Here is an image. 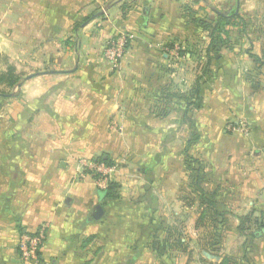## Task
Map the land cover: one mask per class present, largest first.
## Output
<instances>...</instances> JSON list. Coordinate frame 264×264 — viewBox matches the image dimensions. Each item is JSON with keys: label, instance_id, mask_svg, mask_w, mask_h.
Here are the masks:
<instances>
[{"label": "crops", "instance_id": "0c3cea01", "mask_svg": "<svg viewBox=\"0 0 264 264\" xmlns=\"http://www.w3.org/2000/svg\"><path fill=\"white\" fill-rule=\"evenodd\" d=\"M231 3L0 0V53L57 71L3 98L0 264H35L17 244L43 225L38 264H264V0H237L213 36ZM238 120L249 136L227 130ZM98 157L113 195L81 176ZM200 189L222 216L203 218Z\"/></svg>", "mask_w": 264, "mask_h": 264}, {"label": "built area", "instance_id": "2783aa9c", "mask_svg": "<svg viewBox=\"0 0 264 264\" xmlns=\"http://www.w3.org/2000/svg\"><path fill=\"white\" fill-rule=\"evenodd\" d=\"M133 38L134 35L132 33L118 34L104 49V57L106 60L117 66L121 58L125 55ZM227 130L238 132L245 136L251 134L250 126L246 120H238L237 122L228 123ZM81 165L83 168V173L81 174L82 177L91 176L100 188H106L108 186L111 173L114 170L112 166H108L103 162L95 161L94 159L82 160ZM46 236V226L44 225L34 233H23L17 244L21 260L26 263L38 264L40 261V252L44 246Z\"/></svg>", "mask_w": 264, "mask_h": 264}, {"label": "rangeland", "instance_id": "374dc122", "mask_svg": "<svg viewBox=\"0 0 264 264\" xmlns=\"http://www.w3.org/2000/svg\"><path fill=\"white\" fill-rule=\"evenodd\" d=\"M106 47V46H105ZM33 54L32 56H34ZM66 55V54H65ZM64 55V56H65ZM47 54H44L43 57L44 59H47ZM65 58V57H64ZM106 59V58H105ZM36 59L33 57L28 58L27 65H23L20 63V57L19 53H12L11 55L8 53H0V93L2 94H16L17 96L21 93V86H19V83L23 84L25 81L30 80L31 78L37 77V76H43V72L46 71H51L56 68H33L31 64L35 61ZM71 61V60H70ZM69 66H72V63H69ZM34 76L29 78V76ZM11 79H18L19 82L14 85L10 86L9 81ZM4 97L0 96V128L5 127V117L3 116V103L5 102L3 100ZM188 235L192 237H196L194 232L192 230L187 231ZM220 238L227 239L225 241L226 245L228 243V240L232 237L231 234L228 235L227 232H219ZM232 239V238H231ZM191 240V238L189 239ZM225 245V246H226ZM229 247H224L222 248L219 253L220 254H226V252L229 250ZM237 255H240L238 253Z\"/></svg>", "mask_w": 264, "mask_h": 264}, {"label": "trees", "instance_id": "16d2710c", "mask_svg": "<svg viewBox=\"0 0 264 264\" xmlns=\"http://www.w3.org/2000/svg\"><path fill=\"white\" fill-rule=\"evenodd\" d=\"M229 1H230V3L232 2L231 3L232 5L230 6L231 10L229 11L230 14H231V17L230 18L229 17H226L225 13H223L221 16H219V21H218L217 27L214 29L213 36L216 35V33L219 34V35L226 34L227 33V31L225 29L226 25L231 24L230 19L231 18H235L238 15V12H237V9H236V1L237 0H229ZM213 43H214V40H213ZM179 53H180V55H183V52L182 51H180ZM253 58L256 61H259L260 60L258 56H253ZM262 63H264V62H262ZM18 82H19L18 79H11L9 81V85L10 86H14ZM0 96L1 97H5L7 95L0 93ZM195 107L196 108H199L200 107V102H198V99H197V105ZM189 144H190V142H189ZM94 160L95 161H98V162H103L104 164L110 166V164L106 160H104L102 157L95 158ZM117 189H118L117 184L115 182H113V181H110L109 184H108V186L105 188V192H107L108 195L110 196V195H113V194L117 193ZM200 192H201V196H202V199H203V203L207 206V207H205V210H204V213H203V218H206V217H209L210 218L211 217V215H208L209 209L210 210L213 209L212 212H213V216L214 217L217 216V214H219V213H216V211L214 210L215 203L212 200L206 198L207 195L205 194L206 192H204L203 189H200ZM222 215L223 214H219L218 216H222ZM239 220H240V225H239V229H238L239 233L242 236H251V235H253V234H251V232H247V230L245 229V224L247 222H249V218L247 216L246 217H239ZM214 235H215V233H214ZM159 247L161 248L162 246H159ZM229 260H230V258L225 257V258H223L221 264H228L229 263Z\"/></svg>", "mask_w": 264, "mask_h": 264}, {"label": "water", "instance_id": "95a60500", "mask_svg": "<svg viewBox=\"0 0 264 264\" xmlns=\"http://www.w3.org/2000/svg\"><path fill=\"white\" fill-rule=\"evenodd\" d=\"M219 14H223L221 11H218ZM53 74V73H57V71H49V72H44L43 74ZM31 77H34L33 75L32 76H29V78ZM22 84L19 83V86H21ZM101 207L99 206L98 209H100Z\"/></svg>", "mask_w": 264, "mask_h": 264}]
</instances>
